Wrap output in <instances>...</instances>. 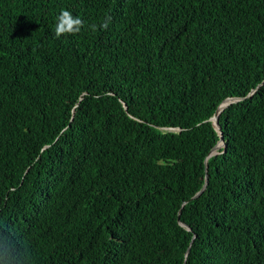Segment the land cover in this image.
<instances>
[{"label": "trees", "instance_id": "16d2710c", "mask_svg": "<svg viewBox=\"0 0 264 264\" xmlns=\"http://www.w3.org/2000/svg\"><path fill=\"white\" fill-rule=\"evenodd\" d=\"M0 226L28 264H264V0H0Z\"/></svg>", "mask_w": 264, "mask_h": 264}, {"label": "clouds", "instance_id": "9594fccd", "mask_svg": "<svg viewBox=\"0 0 264 264\" xmlns=\"http://www.w3.org/2000/svg\"><path fill=\"white\" fill-rule=\"evenodd\" d=\"M108 20L100 27L107 29ZM84 27V21L79 16H74L69 10H61L56 18L55 36L76 35ZM93 30L96 25H92ZM0 264H28L26 250L22 247L14 230L0 226Z\"/></svg>", "mask_w": 264, "mask_h": 264}, {"label": "water", "instance_id": "95a60500", "mask_svg": "<svg viewBox=\"0 0 264 264\" xmlns=\"http://www.w3.org/2000/svg\"><path fill=\"white\" fill-rule=\"evenodd\" d=\"M237 99L236 98H227L225 99L219 106L218 108L216 109L215 113L210 117V120L213 124V126L215 127V129L218 131L219 133V140L217 141L216 145L213 146V148L210 150L209 154L207 155L210 156L214 153H216V150L220 147H225V143H224V140H223V134H222V131H221V126L219 124V114L220 112L231 102H235ZM125 106V105H124ZM206 160V159H205ZM207 180H208V177L207 175L205 176V184L203 185V187L192 197V198H195L197 197L200 193L203 192V190L205 189V186H206V183H207ZM178 219H179V216H178ZM181 225H183L187 230H190V228L185 225L184 223L180 222Z\"/></svg>", "mask_w": 264, "mask_h": 264}]
</instances>
